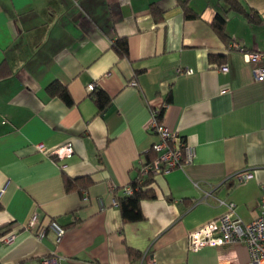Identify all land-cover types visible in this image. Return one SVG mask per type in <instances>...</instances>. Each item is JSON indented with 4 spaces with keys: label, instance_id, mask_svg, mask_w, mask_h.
<instances>
[{
    "label": "crops",
    "instance_id": "crops-1",
    "mask_svg": "<svg viewBox=\"0 0 264 264\" xmlns=\"http://www.w3.org/2000/svg\"><path fill=\"white\" fill-rule=\"evenodd\" d=\"M180 1L0 0V264L47 257L131 264L127 247L142 255L133 264L248 262L244 243L191 251L188 236L225 212L220 201L233 202V218L245 223L259 212L264 81L230 46L264 53V0H241L246 15L218 0H188L194 19L184 18ZM216 13L224 15L227 44L210 27ZM117 39L127 40L128 57L111 48ZM209 54L224 55L226 71ZM53 82L68 90L71 106L46 94ZM90 84L112 99L101 114L88 97ZM161 108L163 126L192 157L155 176L156 199L140 205L144 219L123 223L114 191L121 196L140 175L158 141L151 113ZM66 143L70 158L50 155ZM245 174L251 177L240 180ZM66 178L77 179L78 188L86 178L92 183L67 192ZM33 216L37 224L26 228ZM50 219L65 228L60 239ZM8 234H15L10 245L2 243Z\"/></svg>",
    "mask_w": 264,
    "mask_h": 264
},
{
    "label": "built area",
    "instance_id": "built-area-1",
    "mask_svg": "<svg viewBox=\"0 0 264 264\" xmlns=\"http://www.w3.org/2000/svg\"><path fill=\"white\" fill-rule=\"evenodd\" d=\"M230 49H234L244 55L245 60L253 65V74L256 81H264V53L250 52L244 50L237 44H231ZM226 71L225 67H220ZM191 69H186V74H191ZM131 85L135 86L136 82L131 81ZM95 84L87 86L88 91H92ZM159 110H153L150 119V130L158 137V141L151 146V151L156 154V158L149 164L141 163L139 170L140 176L145 177L152 175L153 177L164 174L170 170L180 168L185 163H189L192 157L191 147L186 146L181 137L174 132L169 131L157 119ZM36 150L44 152L43 145H36ZM50 155L55 156L59 161H64L73 155V147L71 143H66L58 149L52 151ZM251 177L245 174L239 177L240 180H246ZM126 195H130L132 190L129 187L124 189ZM259 203V212L255 219L245 223L238 218H233L232 214L235 204L231 201H220L225 207V212L215 220L209 221L196 229L192 230L188 236L189 250L198 251L203 247H214L221 250L223 247L233 245L235 243H244L249 253V260L246 264H264V186H261ZM116 206V202L113 203ZM37 224L36 216H33L26 225V228H32ZM53 231L57 239H60L65 230L59 226L54 220L48 225ZM46 227L40 225L36 228L35 234L37 239L42 240L45 237ZM15 234H8L2 238L3 244H12ZM145 253L143 258L149 257ZM39 264H57L55 259L50 257L44 258Z\"/></svg>",
    "mask_w": 264,
    "mask_h": 264
},
{
    "label": "trees",
    "instance_id": "trees-1",
    "mask_svg": "<svg viewBox=\"0 0 264 264\" xmlns=\"http://www.w3.org/2000/svg\"><path fill=\"white\" fill-rule=\"evenodd\" d=\"M188 0L180 1L179 4L184 12L185 19H194L196 18V14L189 8ZM223 5L227 7L228 11H233L237 13H243L246 15L245 10L241 4V0H218ZM151 13L153 17L157 18L159 16V12L156 8H151ZM251 21H257L254 16ZM225 18L221 13H216L212 22L210 23V27L217 38L224 42L225 44L229 43V37L225 32ZM113 51H115L119 57H128V46L126 39H117L112 47ZM208 60L212 64H216L217 67H221L225 62V56L222 54H209ZM46 94L51 98L60 99L65 105L71 106L73 104V100L69 95L68 90L62 86L60 83L53 82L46 88ZM89 99L93 102L96 107V113L101 114L105 111V109L111 104V97H109L103 90L94 88L88 95ZM165 102H170V96L167 97ZM164 108L159 110V115L157 117L158 121L162 123ZM156 158V154L151 150L147 153L143 164H149ZM76 181L66 178L65 179V190L70 192L72 190H78L79 192L84 191L89 185H91L92 181L89 178L85 179L84 186L78 188L76 186ZM154 177L152 175H147L145 177H141L140 175L137 179L133 180L129 184V188L132 190L130 195H126L124 193V189L121 196H118L119 190L116 189L114 191L116 207L119 210L120 217L123 223H136L140 222L144 219L140 205L143 201H151L156 199V192L153 188ZM0 205V210H1ZM54 219H50L49 223ZM49 225V224H48ZM65 230V228H63ZM127 255L131 262V264L141 261L142 255L138 251L127 247Z\"/></svg>",
    "mask_w": 264,
    "mask_h": 264
}]
</instances>
